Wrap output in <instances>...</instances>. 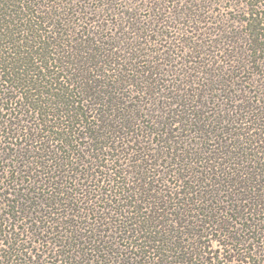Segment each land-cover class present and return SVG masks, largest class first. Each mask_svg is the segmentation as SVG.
Masks as SVG:
<instances>
[{
	"label": "trees",
	"instance_id": "1",
	"mask_svg": "<svg viewBox=\"0 0 264 264\" xmlns=\"http://www.w3.org/2000/svg\"><path fill=\"white\" fill-rule=\"evenodd\" d=\"M0 264H264V0H0Z\"/></svg>",
	"mask_w": 264,
	"mask_h": 264
},
{
	"label": "rangeland",
	"instance_id": "2",
	"mask_svg": "<svg viewBox=\"0 0 264 264\" xmlns=\"http://www.w3.org/2000/svg\"><path fill=\"white\" fill-rule=\"evenodd\" d=\"M228 4H229V3L226 1V2H224V4H223L222 7H220V6H219V8H218V6L215 7V10H216L217 13H219L220 15H221V14H225V15H228V16H230V17L238 16L237 13H235L234 11H231L230 8L228 9V7H226ZM109 19H111V18H109Z\"/></svg>",
	"mask_w": 264,
	"mask_h": 264
}]
</instances>
